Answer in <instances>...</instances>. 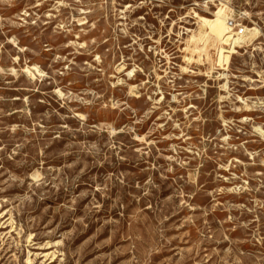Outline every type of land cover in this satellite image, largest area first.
Here are the masks:
<instances>
[{
  "label": "rangeland",
  "instance_id": "rangeland-1",
  "mask_svg": "<svg viewBox=\"0 0 264 264\" xmlns=\"http://www.w3.org/2000/svg\"><path fill=\"white\" fill-rule=\"evenodd\" d=\"M0 264H264V0H0Z\"/></svg>",
  "mask_w": 264,
  "mask_h": 264
},
{
  "label": "bare ground",
  "instance_id": "bare-ground-1",
  "mask_svg": "<svg viewBox=\"0 0 264 264\" xmlns=\"http://www.w3.org/2000/svg\"><path fill=\"white\" fill-rule=\"evenodd\" d=\"M222 11L223 10H219L217 13H214L213 19L200 18L202 23H203V26L205 27V29L208 30L207 34L212 36L214 39H216V41L218 40L220 42L221 46L218 47L219 65L223 64L224 62L227 64L228 59L230 57V54H233L234 52H236L235 51L236 44H238L239 42L242 41V40H240L239 37L234 39L233 38L234 35L230 34L229 29L226 27L225 17L223 15ZM248 31L251 34L250 35L251 37L255 36L254 30L248 29ZM248 38H250V37H248ZM245 42H246V40H245ZM222 45H229V47H228L229 50H226Z\"/></svg>",
  "mask_w": 264,
  "mask_h": 264
},
{
  "label": "built area",
  "instance_id": "built-area-1",
  "mask_svg": "<svg viewBox=\"0 0 264 264\" xmlns=\"http://www.w3.org/2000/svg\"><path fill=\"white\" fill-rule=\"evenodd\" d=\"M227 28L230 32L233 33V35L237 37H241L244 34V29L241 28L234 20H230L227 22Z\"/></svg>",
  "mask_w": 264,
  "mask_h": 264
}]
</instances>
